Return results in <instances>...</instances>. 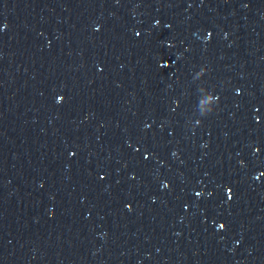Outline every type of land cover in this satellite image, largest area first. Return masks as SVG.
Returning <instances> with one entry per match:
<instances>
[{
  "label": "water",
  "instance_id": "95a60500",
  "mask_svg": "<svg viewBox=\"0 0 264 264\" xmlns=\"http://www.w3.org/2000/svg\"><path fill=\"white\" fill-rule=\"evenodd\" d=\"M0 264H264V0H0Z\"/></svg>",
  "mask_w": 264,
  "mask_h": 264
}]
</instances>
